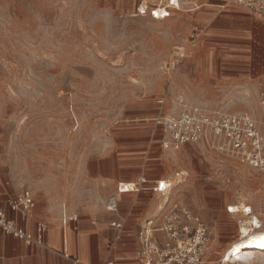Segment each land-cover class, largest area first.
Segmentation results:
<instances>
[{"label":"rangeland","instance_id":"1","mask_svg":"<svg viewBox=\"0 0 264 264\" xmlns=\"http://www.w3.org/2000/svg\"><path fill=\"white\" fill-rule=\"evenodd\" d=\"M164 1L0 0V195L28 189L36 205L74 214L120 180L183 173L159 223L188 209L208 227L201 264H222L242 218L229 205L264 223V170L203 144L162 150L154 118L192 105L246 112L264 139V30L199 24L227 0H176L155 18ZM238 264H264V250Z\"/></svg>","mask_w":264,"mask_h":264},{"label":"built area","instance_id":"2","mask_svg":"<svg viewBox=\"0 0 264 264\" xmlns=\"http://www.w3.org/2000/svg\"><path fill=\"white\" fill-rule=\"evenodd\" d=\"M226 2L264 17V0H227ZM164 3L152 9L155 18L168 17L171 9L177 6L174 0ZM199 36L200 32L194 29L191 41L194 43ZM185 56L186 49L181 47L176 51L174 58L179 62ZM158 102L164 104V98H160ZM155 123L164 130L160 143L165 149L179 150L189 143L203 144L227 152L243 163L264 170V139L255 119L249 113L233 114L219 107L192 105L183 106L173 115L156 117ZM164 181H156L154 191L163 193L167 190L170 185L165 184ZM144 183V180L139 179L129 187L120 182L116 193L106 199V209L118 213L121 195L141 190V185ZM6 205L25 217L34 207L35 200L31 191L24 189L15 196H9ZM228 209L232 210L230 205ZM111 224L118 228L122 227V223L118 221H112ZM45 231L46 225L43 222L38 223L36 235L27 231L10 218L6 207L0 204V232L28 242L41 243ZM208 239V227L198 217L186 208H176L166 216L161 225L159 213L146 218L138 232L137 255L140 264H201L202 248Z\"/></svg>","mask_w":264,"mask_h":264},{"label":"crops","instance_id":"3","mask_svg":"<svg viewBox=\"0 0 264 264\" xmlns=\"http://www.w3.org/2000/svg\"><path fill=\"white\" fill-rule=\"evenodd\" d=\"M217 6L219 8L207 7L199 15V24L206 29L226 33L264 30V18L259 14L234 4ZM194 63V67L198 69L197 60ZM262 70L264 71V67ZM155 125L161 133L158 138L160 142L164 130L156 123ZM160 146L162 150L169 151L161 143ZM141 178L143 176H139L137 180H120L118 184L121 181L135 183ZM158 180L169 179L146 178L141 190L122 194L118 213L108 211L103 197L99 195L100 198H88L74 214L65 210L56 213L49 207L35 204L24 217L6 205V199L11 195H0V204L6 207L8 216L27 231L36 235L38 223L46 225L41 243L28 242L0 232V264H140L137 255L138 232L146 218L158 210L161 195L153 189ZM112 221L121 222L122 227L112 226Z\"/></svg>","mask_w":264,"mask_h":264},{"label":"bare ground","instance_id":"4","mask_svg":"<svg viewBox=\"0 0 264 264\" xmlns=\"http://www.w3.org/2000/svg\"><path fill=\"white\" fill-rule=\"evenodd\" d=\"M176 2V0H174ZM178 3V1H177ZM179 4V3H178ZM231 4V3H228ZM183 173H177L176 176L168 178L169 180L164 181L165 184H169V188L161 193L163 201L159 202L157 208L159 212H162L169 206L172 202L170 200V193L174 186H177L182 180L181 175ZM140 180H146L145 177ZM127 186H131L134 183L131 181H121ZM137 183V182H135ZM232 210L228 212L232 214H239L242 218L239 220V238L234 241L231 245L232 247L228 250L224 257L221 259L222 264H238L242 258H247L252 255V253L258 249L264 250V247L258 246L261 243L259 238L264 237V223L262 222L260 216L253 210L252 206L246 204H235L230 205ZM183 247V245H182Z\"/></svg>","mask_w":264,"mask_h":264},{"label":"snow or ice","instance_id":"5","mask_svg":"<svg viewBox=\"0 0 264 264\" xmlns=\"http://www.w3.org/2000/svg\"><path fill=\"white\" fill-rule=\"evenodd\" d=\"M259 239L261 240V243L258 246L264 247V237H261Z\"/></svg>","mask_w":264,"mask_h":264}]
</instances>
